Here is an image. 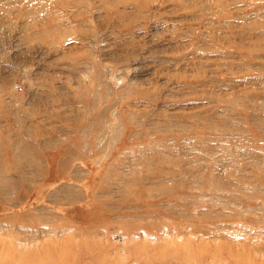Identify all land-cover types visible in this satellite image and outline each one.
Instances as JSON below:
<instances>
[{
	"label": "rangeland",
	"instance_id": "obj_1",
	"mask_svg": "<svg viewBox=\"0 0 264 264\" xmlns=\"http://www.w3.org/2000/svg\"><path fill=\"white\" fill-rule=\"evenodd\" d=\"M0 264H264V0H0Z\"/></svg>",
	"mask_w": 264,
	"mask_h": 264
},
{
	"label": "bare ground",
	"instance_id": "obj_2",
	"mask_svg": "<svg viewBox=\"0 0 264 264\" xmlns=\"http://www.w3.org/2000/svg\"><path fill=\"white\" fill-rule=\"evenodd\" d=\"M21 214H22V213H21ZM21 214H20V215H21ZM27 215H30V214H26V215L23 214L22 216H27ZM34 215H35V214H34ZM63 227L73 228V229H76V228H77V227L72 226V225H69V224H66L65 226H62V228H63Z\"/></svg>",
	"mask_w": 264,
	"mask_h": 264
}]
</instances>
